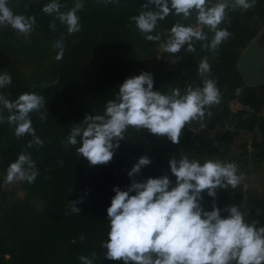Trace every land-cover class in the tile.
<instances>
[{
  "label": "clouds",
  "instance_id": "1",
  "mask_svg": "<svg viewBox=\"0 0 264 264\" xmlns=\"http://www.w3.org/2000/svg\"><path fill=\"white\" fill-rule=\"evenodd\" d=\"M104 3H119V0H104ZM255 5L256 0H146L140 7L143 10L132 16L131 21L145 40L160 42L161 34H152L159 21L169 15L180 17L181 21L194 17L191 24L174 23L166 33L167 39L159 44L160 51L170 54L169 62L175 64L180 59L176 54L182 49L189 54L196 51L193 41L204 42L203 49L215 52L232 35L227 28L219 27L226 22L228 11H246ZM29 7L30 0L24 4L25 10ZM61 7L59 0H50L42 7L44 14L53 16L50 28L54 31L59 21L68 35L79 32L77 13L84 8L83 0H74L67 11H61ZM35 24L34 16L15 14L9 0H0V28L10 27L18 36L27 37ZM205 28L210 36L204 32ZM53 49L57 50L55 59H62L63 37L53 43ZM197 74L202 86L189 85L183 94L178 88H172L169 93L154 91L153 75L147 71L126 78L115 98L107 101L103 114L84 115L61 143L65 147L79 143L76 152L90 167L108 164L129 128L147 130L150 135L179 144L182 130L192 121H203L206 115L211 117L208 109L221 102L216 81L209 78L211 65L207 57L200 61ZM11 83L7 71L0 74V89ZM45 104V97L35 92L21 93L15 100L0 93V123L6 120L14 126L13 134L18 139L30 135L32 140L26 147L33 144L43 147L44 142L32 127L30 114L45 109ZM4 111L9 113L7 117ZM45 118V113H41L40 119ZM150 163L149 157L141 156L127 172L131 183L126 190L113 188L115 195L106 209L107 239L100 246L105 250L104 259L122 264H264V226L257 227L259 221L247 222L246 213L238 205L225 206L223 211L227 215L222 217V210L215 203L210 211L201 204L204 192L215 200L217 189H235L240 185L243 173L238 174L234 162L207 159L200 163L186 155L179 160L171 157L168 170L174 180L164 174L136 181L134 177ZM37 175L31 154L21 152L6 168L4 184H31ZM81 202L82 199L69 201L70 211L80 213L77 204ZM96 257L94 252L91 258L80 256L79 260L81 264H93Z\"/></svg>",
  "mask_w": 264,
  "mask_h": 264
},
{
  "label": "trees",
  "instance_id": "2",
  "mask_svg": "<svg viewBox=\"0 0 264 264\" xmlns=\"http://www.w3.org/2000/svg\"><path fill=\"white\" fill-rule=\"evenodd\" d=\"M46 1L30 0V7L25 10L28 0H19L15 10V14L34 16V28L49 41L54 43L63 37L65 51L52 70L57 85L44 89L48 92L45 109L31 117L36 136L44 142L43 147L35 144L26 147L32 137L25 135L19 139L14 137L6 151L0 153V264H81L80 256L91 258L94 252L97 257L93 264H122L104 259L105 250L100 248L109 230L106 209L115 195L113 188L126 190L131 183L127 172L141 156L149 157L152 163L141 169L134 177L136 181L164 174L174 180L168 170V160L171 157L179 160L185 155L198 160L195 156L197 143L187 130L182 131L180 153L163 147L167 145V138L154 137L152 143H148L141 134L134 136L135 140L124 136L108 164L91 167L77 154L79 143L65 147L61 141L67 140L74 123L82 121L84 115L103 114L108 101L106 92L118 77L106 70L92 80L91 73L79 68L67 32L57 25L53 31L51 20L41 11L42 2ZM94 10L101 19L100 24L115 26L117 31L135 29L131 17L140 12L134 10L132 0H122L121 6L103 3ZM41 113L46 115L43 121ZM21 152L31 154L38 175L31 184L20 182L19 190L24 192V198L18 199L12 191L2 189L1 183L9 163ZM229 162L237 165L235 159ZM202 196V206L211 210L215 203L222 210L221 216L227 215L223 208L231 202L229 187L217 189L215 200L206 192ZM77 199H82L77 204L80 213H72L69 201Z\"/></svg>",
  "mask_w": 264,
  "mask_h": 264
},
{
  "label": "rangeland",
  "instance_id": "3",
  "mask_svg": "<svg viewBox=\"0 0 264 264\" xmlns=\"http://www.w3.org/2000/svg\"><path fill=\"white\" fill-rule=\"evenodd\" d=\"M18 1L9 0V7L12 8L14 13ZM48 2L50 0L42 2V7ZM145 2L146 0H132L134 10L142 11L143 9L140 7ZM59 3L62 5L61 11H67L72 7L74 0H59ZM103 3L104 0H83L84 8L77 13L80 18L81 30L68 36L74 47V61H76L80 69L92 74V80L97 75H102L106 70L111 75L118 77L112 81V86L106 92L107 100L115 98L119 85L126 78L139 75L142 71L150 72L153 75L154 91L159 90L162 93H169L172 88H178L183 94L188 87L184 62L202 60L214 53L201 47L204 42L193 41L196 51L189 54L182 49L180 53L176 54L180 57L179 61L172 64L169 62L172 56L162 53L159 44L167 39L166 33L174 23L180 21L184 24H191L194 23V17L187 21H181L180 17L169 15L165 20L158 22L156 30L152 33L153 35L161 34V41L150 42L145 40L143 35L134 28L127 31H117L115 26L100 24L101 19L94 8L100 7ZM121 5L122 0H119V3L105 4V6ZM48 18L51 21L53 20V16L48 15ZM56 25L67 32L66 27L60 24L59 21H56ZM28 41L31 42L29 43ZM56 52L57 50L53 49V42L46 39L35 28L27 37L18 36L10 27L0 28V74L7 71L12 77V83L0 89V93L5 94L10 100H15L21 93L35 92L43 95L46 100L48 92H45L44 89L57 85L52 77V70L57 62V59H55ZM185 54H187V57H184ZM37 113L30 114V119ZM8 114L7 111L3 112L5 117ZM13 130L14 126L9 125L6 120L4 123H0V153L6 151L15 137ZM134 130L131 128L124 136H130L135 140L134 136L141 134L148 140V143H152L151 139L154 140V137L157 139L162 138L150 135L147 130L137 131V133H134ZM183 130H187L197 143L196 158L201 162L207 160L199 152V142L195 129L184 128ZM181 136L179 144H172L166 139L167 145L163 147H168V149L179 153L182 152ZM235 160L236 163H239L237 158ZM19 185L20 182L5 185L3 178L1 188L6 189V191H12L16 198L23 199L24 192L19 190ZM229 188L231 191V202L229 205H233V190L231 187ZM28 200L30 203H35V200ZM36 206H39L38 203H36ZM202 207L204 210L210 211L208 207ZM82 239L83 237L80 238V240Z\"/></svg>",
  "mask_w": 264,
  "mask_h": 264
},
{
  "label": "crops",
  "instance_id": "4",
  "mask_svg": "<svg viewBox=\"0 0 264 264\" xmlns=\"http://www.w3.org/2000/svg\"><path fill=\"white\" fill-rule=\"evenodd\" d=\"M227 20L219 27L227 28L232 35L207 58L209 78L216 81L221 102L208 109L211 117L206 115L203 121H192L185 128L195 129L199 152L206 159L239 160L238 174L243 173V179L232 188L233 205L246 213L247 222L259 221V227L264 226V82L248 86L238 64L249 44L257 39L256 49L262 58L259 73L264 79V0H256V5L246 11H228ZM204 32L211 35L207 28ZM200 61L184 62L187 86H202L197 74Z\"/></svg>",
  "mask_w": 264,
  "mask_h": 264
},
{
  "label": "water",
  "instance_id": "5",
  "mask_svg": "<svg viewBox=\"0 0 264 264\" xmlns=\"http://www.w3.org/2000/svg\"><path fill=\"white\" fill-rule=\"evenodd\" d=\"M256 42L257 39L249 44L238 64V69L248 86H255L264 82L262 75L259 73L262 58L260 52L256 49Z\"/></svg>",
  "mask_w": 264,
  "mask_h": 264
}]
</instances>
